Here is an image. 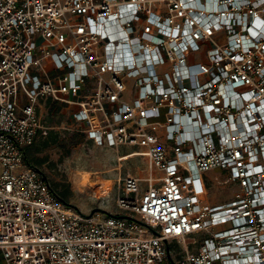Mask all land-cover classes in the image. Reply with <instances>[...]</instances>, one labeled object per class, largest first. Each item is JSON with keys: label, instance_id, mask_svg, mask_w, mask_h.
Returning <instances> with one entry per match:
<instances>
[{"label": "built area", "instance_id": "2783aa9c", "mask_svg": "<svg viewBox=\"0 0 264 264\" xmlns=\"http://www.w3.org/2000/svg\"><path fill=\"white\" fill-rule=\"evenodd\" d=\"M48 102L141 148L119 155L148 160L117 179L120 213L26 160ZM0 264H264V0H0Z\"/></svg>", "mask_w": 264, "mask_h": 264}, {"label": "rangeland", "instance_id": "374dc122", "mask_svg": "<svg viewBox=\"0 0 264 264\" xmlns=\"http://www.w3.org/2000/svg\"><path fill=\"white\" fill-rule=\"evenodd\" d=\"M64 107V105H50L49 102L39 107L42 124L49 129H46V133L42 131L35 143L30 148L28 147V154L31 155L33 165L47 176L53 189L61 197L82 212L94 213L96 210L104 209L106 213H120L121 210L116 205L120 190L117 179L128 174L141 178L146 177L148 174L147 158L126 156L119 160V155L123 156L141 148L123 145L115 149L97 145L86 139L83 127L76 125L69 111ZM47 138L49 143L45 145L44 140ZM83 170L101 171V173L93 174V179L104 178L103 185L84 187L85 191L82 192L75 180ZM216 177L221 180L220 183ZM225 177L226 175L220 169L205 173L208 199L212 204H225L234 196L237 185L225 184L223 182ZM144 185L147 184L144 183ZM100 187L103 193H99L97 197L94 191ZM171 247L174 254L180 250V246L176 244Z\"/></svg>", "mask_w": 264, "mask_h": 264}, {"label": "bare ground", "instance_id": "6f19581e", "mask_svg": "<svg viewBox=\"0 0 264 264\" xmlns=\"http://www.w3.org/2000/svg\"><path fill=\"white\" fill-rule=\"evenodd\" d=\"M81 173L78 174V177L75 180V183L77 186L80 187V189L82 190V192H84L85 190H83L84 187H93L96 186L98 184H100L101 186L104 183V178L101 180H95L93 179V174L96 173H101V171H90V170H83L80 171ZM95 196L99 197L98 194H95Z\"/></svg>", "mask_w": 264, "mask_h": 264}, {"label": "crops", "instance_id": "0c3cea01", "mask_svg": "<svg viewBox=\"0 0 264 264\" xmlns=\"http://www.w3.org/2000/svg\"><path fill=\"white\" fill-rule=\"evenodd\" d=\"M49 103H50V105H52V104L62 105L60 103H54V102H49ZM64 108H66V107H64ZM67 110L69 111L72 120L76 123L77 126H86V124L79 119V116L76 113V109L67 108ZM86 139H89V138L86 136ZM89 140L93 141L92 139H89ZM129 156H132V155H129Z\"/></svg>", "mask_w": 264, "mask_h": 264}, {"label": "trees", "instance_id": "16d2710c", "mask_svg": "<svg viewBox=\"0 0 264 264\" xmlns=\"http://www.w3.org/2000/svg\"><path fill=\"white\" fill-rule=\"evenodd\" d=\"M51 133H54V132H51ZM51 135H52V134H51ZM55 135H56V134H55ZM48 143H49V140H48V138H47V140H46V139L44 140V144H45V145H48ZM31 146H32V145H31ZM31 146H30V147H31ZM30 147H29V148H30ZM29 148H27V151H26V160L28 161L29 164H31L32 166H34L33 163H32V161H31V159H30V156H31V155L28 154V149H29ZM34 167H35V166H34ZM52 188H53V187H52ZM53 191H55V190L53 189ZM55 193H57V192L55 191ZM57 194H58V193H57ZM58 195H59V194H58ZM59 196H60V195H59ZM60 197H61V196H60ZM61 198H62V200L68 202L64 197H61Z\"/></svg>", "mask_w": 264, "mask_h": 264}]
</instances>
